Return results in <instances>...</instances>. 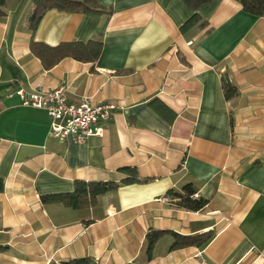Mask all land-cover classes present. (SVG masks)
<instances>
[{"label":"crops","instance_id":"0c3cea01","mask_svg":"<svg viewBox=\"0 0 264 264\" xmlns=\"http://www.w3.org/2000/svg\"><path fill=\"white\" fill-rule=\"evenodd\" d=\"M108 14L50 10L34 34L32 0H7L0 20V264H264V16L235 0H212L196 24L180 0H95ZM100 42L94 64L63 59L45 70L31 41ZM237 95L226 100L222 80ZM64 90L117 109L102 138L80 145L50 136L42 110L15 92ZM135 168L144 184L120 186L94 207L41 202L76 181L120 182ZM192 183L208 201L175 208L169 190ZM149 230L214 234L203 249L170 251L164 236L146 257Z\"/></svg>","mask_w":264,"mask_h":264},{"label":"trees","instance_id":"16d2710c","mask_svg":"<svg viewBox=\"0 0 264 264\" xmlns=\"http://www.w3.org/2000/svg\"><path fill=\"white\" fill-rule=\"evenodd\" d=\"M6 1L0 0V20L6 16L4 11ZM180 1L192 13L191 18L180 28V31L184 33L188 28L196 24H201V27H205L206 23H202L197 11L201 6L210 3L212 0ZM235 1L241 5L244 12L257 18L264 16V0ZM32 4L33 10L28 18V27L32 34H34L44 14L50 10L92 15L110 13V11L100 8L95 0H32ZM30 51L40 61L45 70H51L66 58L84 64H94L100 57L102 44L96 41H91L87 44L71 42L50 47L32 40ZM222 90L226 100H230L237 95L236 88L225 78L222 80ZM118 173L123 176L122 180L118 183L113 181H76L72 193L43 196L41 202L44 205L60 204L72 210L88 209L94 207L101 196L117 190L120 186L149 182V179L140 178L135 168L125 167L119 169ZM166 198L172 206L187 212H200L208 204L207 200L197 195V190L192 183L185 184L180 190H169ZM164 236H169L172 239L170 251H177L190 247L203 249L211 242L214 234L212 232H206L195 236H182L169 231L149 230L145 237L146 257L148 260L152 258L155 245ZM61 264H93V261L89 258H81Z\"/></svg>","mask_w":264,"mask_h":264},{"label":"built area","instance_id":"2783aa9c","mask_svg":"<svg viewBox=\"0 0 264 264\" xmlns=\"http://www.w3.org/2000/svg\"><path fill=\"white\" fill-rule=\"evenodd\" d=\"M23 107L44 111L50 119L51 137L84 145L91 138H102L103 124L112 118L117 107L110 103L93 104L83 98L78 105H70L64 90L27 93L22 89L15 92Z\"/></svg>","mask_w":264,"mask_h":264}]
</instances>
